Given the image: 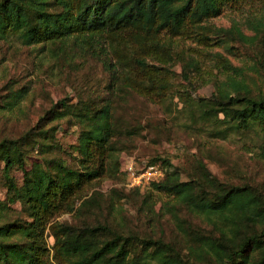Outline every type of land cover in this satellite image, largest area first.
<instances>
[{"label": "trees", "instance_id": "1", "mask_svg": "<svg viewBox=\"0 0 264 264\" xmlns=\"http://www.w3.org/2000/svg\"><path fill=\"white\" fill-rule=\"evenodd\" d=\"M246 6L252 12L247 10L244 25L234 21L224 28L207 22L226 7ZM11 37L39 45L66 66L74 53L91 57L107 80L101 92L91 91L86 98L78 93L75 102L58 99L20 135L0 139L5 188L0 264H264L261 190L221 180L200 159L197 174L183 180L168 158L155 156L133 165L164 167L143 191L127 185L118 157L119 138L137 135L141 128L123 129L120 123L126 96L157 103L172 93L186 108L184 128L220 138L253 130L262 140L258 156L264 161V0H0V39ZM237 46L251 49L240 65L212 49L223 47L231 54ZM176 77L183 85L175 83ZM205 84L212 87L209 96L190 95ZM8 89L7 104L13 109L26 90L11 84ZM63 119L79 128L71 163L62 158L65 149L56 138ZM119 173L128 194L140 197L138 208L149 223L157 214L152 192L170 199L164 205L186 240L183 247L98 216L95 208H102L103 194L86 189ZM178 209L202 223L180 217ZM65 212L78 221L54 220Z\"/></svg>", "mask_w": 264, "mask_h": 264}, {"label": "rangeland", "instance_id": "2", "mask_svg": "<svg viewBox=\"0 0 264 264\" xmlns=\"http://www.w3.org/2000/svg\"><path fill=\"white\" fill-rule=\"evenodd\" d=\"M250 9L252 8L249 6L239 9L226 7L221 14L207 22L227 28L235 21L241 26L244 25L246 15L252 12ZM247 31L249 34L252 32ZM187 44H191V49L195 51L200 50L192 41H187ZM38 46L23 45L15 37L0 39V139L20 135L58 99L67 96L71 102H75L78 93L86 98L91 91L96 94L104 89L107 74L96 60L74 53L72 59H69L71 66H66L61 57H52L50 51H41ZM69 46L72 47L71 44ZM212 49L222 52L234 65H240L242 60L251 55V49L246 50L240 46L231 54L225 52L223 47ZM174 70L179 73L180 66L177 64ZM175 83H182L180 77H176ZM10 84L13 89L23 87L26 90V96L13 109H10L7 104L9 99L6 98ZM211 90L210 84L200 85L190 95L209 96ZM125 99V105L119 112L123 129H134L137 126L141 128L137 135L119 138L118 146L122 149L118 153L120 170L130 162L136 167L155 156H161L178 167L181 179L185 180L188 176L197 174L196 160L200 159L221 180L236 185L250 184L264 193V161L258 156L262 140L255 131L230 133L226 138H220L204 131L194 132L190 128H184L182 124L186 121V108L172 93H168L164 101L157 103L145 102L136 96H126ZM73 123L72 120H61L56 133L57 142L65 149L62 158L69 163L75 159L74 147L79 134L78 126ZM157 168L164 173L163 165L158 164ZM13 175L19 183L21 173L16 171ZM124 179L121 173L114 177L105 176L87 187V194L93 190L103 194L102 208H95L98 216L120 226L130 225L142 234L151 233L183 247L186 240L177 231L176 222L164 205L170 199L152 192L151 202L157 214L155 220L149 223L148 217L138 208L140 197L128 194L130 191L125 186ZM148 188L149 185H145L142 190ZM4 197L5 188L0 183V199ZM13 207L20 209L19 203ZM178 214L195 223H202L183 209H178ZM88 218L92 219V216ZM54 220L74 223L78 218L65 212L56 215ZM149 224L154 225L148 227ZM48 243H53L51 236L48 237Z\"/></svg>", "mask_w": 264, "mask_h": 264}, {"label": "built area", "instance_id": "3", "mask_svg": "<svg viewBox=\"0 0 264 264\" xmlns=\"http://www.w3.org/2000/svg\"><path fill=\"white\" fill-rule=\"evenodd\" d=\"M125 169L128 176L127 185L130 187L143 188L161 175V170L153 165L134 169L133 163L130 162Z\"/></svg>", "mask_w": 264, "mask_h": 264}]
</instances>
